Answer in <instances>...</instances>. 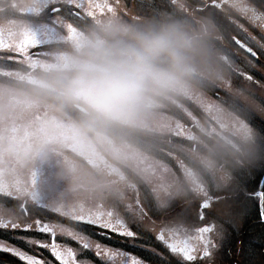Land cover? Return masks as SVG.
<instances>
[{
    "label": "flooded vegetation",
    "instance_id": "flooded-vegetation-1",
    "mask_svg": "<svg viewBox=\"0 0 264 264\" xmlns=\"http://www.w3.org/2000/svg\"><path fill=\"white\" fill-rule=\"evenodd\" d=\"M108 8L116 9L115 18L121 17L129 25L178 22L199 37L203 34L197 30L198 23H213L217 32L208 39L217 40L221 49H202L207 64H199L196 76L180 91L159 98L136 119L96 123L83 131L88 119L83 110L60 106L55 95L59 84L73 74L74 62L86 43L103 28V11ZM252 21L257 33H231L230 23L237 29ZM235 39L252 47L256 57ZM260 45H264V0H0V223L8 225L0 227V245L35 255L48 264L60 262L49 249L26 241H54L61 251L70 247L78 264H104L105 255H95L97 244L109 250V264H131L133 259L144 264H187L182 254L172 253L157 239L163 230L164 234L174 233L170 239L165 236L168 243H187L196 249V242H183L176 236L179 230L187 231L185 226L168 224L165 218L163 222L150 219L145 208L149 199L165 193L166 166L162 164L171 167L170 163L158 161V177H153L154 173L150 176L145 171L143 161L126 166L107 154L124 148L140 153L153 141V148L167 155L181 152L182 146L194 150L199 136L230 142L232 136L260 133L264 120L243 119L230 91L238 83L256 86L264 81ZM172 137L177 145L174 150L169 147ZM222 151L229 153L225 146ZM54 153L75 154L84 176L75 181L46 176L44 170L52 164L50 154ZM119 165L125 167L120 174ZM125 197L126 201L136 199L139 212L120 204ZM72 200L82 202L81 214L73 213L76 203ZM98 219L113 223L121 219L135 236L86 222ZM37 220L54 227L57 234L36 231ZM25 223L32 229L10 227ZM206 226L213 228V221ZM66 233H77L91 247L85 249ZM0 264L24 262L0 249Z\"/></svg>",
    "mask_w": 264,
    "mask_h": 264
},
{
    "label": "rangeland",
    "instance_id": "rangeland-1",
    "mask_svg": "<svg viewBox=\"0 0 264 264\" xmlns=\"http://www.w3.org/2000/svg\"><path fill=\"white\" fill-rule=\"evenodd\" d=\"M113 11L114 10L111 8L105 9L103 11V27L107 26L112 21L126 23L123 19H121V17L120 19L115 18L117 10L115 9V11ZM123 11L125 10L123 9ZM253 25H256L254 21H252V23L250 24L237 25L238 28L236 27L237 29H233L235 25L230 23L229 28H231V33H235L238 30L242 35H253L258 32L256 28L253 27ZM215 27L216 26L213 23H208L207 21L205 24H202L200 22L198 23L197 30L199 34H203V36L200 37L203 46L202 49H221L220 43L217 40L208 39V37L210 36H215V33L217 32ZM187 31L190 32V29L188 28ZM231 48H234V45L231 44ZM205 58V53H203V59L200 64H207V58ZM230 91L231 101L236 106H239L238 112L241 113L240 115H242L243 119L252 121L251 118L255 119L257 117H260L264 120V81L256 86L249 85L248 83L246 84L245 82L238 83L236 86H232ZM211 106H215L216 108L219 107V105L216 103H211ZM232 118L233 116H231L230 119ZM236 120H238V118H236ZM259 126L260 128H264V122ZM260 131V133L254 132L252 134H244L240 138L231 137L232 141H235L233 145H230L231 143L229 144L228 141L222 142L217 137H214V141L213 139L199 136L197 141L198 145L194 148V150L182 146L181 152L177 149L179 151L178 153H170L176 154L175 159L169 157L164 153L157 152L152 146L154 144L153 141L150 142L151 146L149 145L148 149L145 148L144 151L140 153L132 151V149L124 148L122 151H119V153H108L107 155L116 156V158H118L117 160L120 163L125 164L126 166H129V164L131 163H134L135 166L137 165L136 161H143L145 171L147 170L150 176H153L154 173L153 177H158L157 171L159 170V168H157V170L155 169L158 161L161 160V162L170 163L171 167H168L166 164L161 163L163 166H166V169L164 170L166 190L164 194H161L160 196L156 195V199L151 198L148 200V204L150 206L149 214L150 219H156L163 222L165 218V221H167L168 224H178L179 222L183 223L187 231L179 230L181 232L176 236H178L179 239L183 242L195 241L197 243V248L195 249L196 253L194 255L197 259L194 262H184H186L187 264H233L235 261H241L240 264H264V258H262L264 252H262L261 254L257 253L256 257H246V253H244V251H241L240 247L237 246V244L240 243H238V241H241L239 240L240 233H238V230L240 232L242 230V227L244 228V218L246 217L245 221L249 222L247 219L249 218L250 220L251 216H253V213L250 209H245L244 212H241V214H243L242 220L240 214L237 212V221L239 224L238 226H236L237 228H234L230 224V222L227 221L230 211H228L227 208L229 207L226 206V204L229 197H231L228 193V191H230L229 189L231 188V185H228L229 182L227 184V180L231 179V173L229 172L230 170L227 165L223 166V164L220 163L216 164L209 161L208 159V156L213 157L216 160H218L217 156L219 158H222L221 151L223 146L230 150V152L228 151L229 153H226V164H229L230 162V155H233L236 152H243L244 150L251 151L254 145L253 142L259 145V149H263L264 130L261 129ZM171 139L172 140H170L171 144L169 147L170 150L172 147L174 150L177 146L175 145L176 141L173 139V137ZM143 145L146 146V144L144 143ZM236 148L240 149V151H235ZM50 155V159L53 160L52 164L49 165V169L44 170V174H47L46 176H48L49 174V176H52L54 178L67 177L71 181L79 180L84 176V168L81 166V162L75 154L70 153L69 156L67 154L64 155L62 153H54ZM176 158H179V160L181 159L184 163H186L185 166L183 163H179ZM149 164L150 168L146 169V166L149 167ZM119 166L120 174V171L124 170L125 167L123 165ZM189 171L193 174L190 175ZM191 176H196L197 178L195 180H189L188 178ZM175 179H178L180 192L178 191L179 193H177V195L175 194L177 198L174 201H170L169 198H173L172 196L176 192L175 190L171 192V190L175 188ZM204 182H206V186L204 185ZM205 187H207L208 189H206ZM200 189H203V191H201ZM205 199L208 200V205L203 208V216L205 218L203 220V217H201L199 213L202 212L200 211V204ZM252 200L256 205H258V198ZM71 202L76 203L75 207H72L75 208V211L73 213L81 214V210L83 208L82 202L76 200H72ZM119 202L120 204H123L126 209H133V213L139 212L136 199L132 198L131 201H126L125 197V199L120 200ZM223 203L225 204V209L222 212ZM212 204L214 206L216 204L217 205L214 207ZM211 205L213 206L212 209H207ZM252 210L255 213L253 208ZM73 213L71 215H73ZM156 220H154V223L157 222ZM210 220L215 222L213 224L222 226V228L224 227L223 234L220 237H216L214 235V232L201 234L200 232H198V230L197 232L191 230L193 225L197 224L198 221L200 224L204 221L209 222ZM149 224L151 225L152 222ZM214 228L215 227H213V229ZM256 232H259V230L256 229ZM237 233L238 236L236 235ZM173 234L174 233L170 234L166 232L165 236L167 239H170ZM73 235L78 236L77 233H74ZM202 235L203 237L212 239L213 243L216 245L215 248L210 249V257L201 258L199 256V252L202 250L203 246V240L201 239ZM151 256H153V253H151ZM170 261L172 262V260L168 258V263ZM104 262L105 264H109L110 252L108 255H105ZM177 263L178 262L171 264Z\"/></svg>",
    "mask_w": 264,
    "mask_h": 264
},
{
    "label": "clouds",
    "instance_id": "clouds-1",
    "mask_svg": "<svg viewBox=\"0 0 264 264\" xmlns=\"http://www.w3.org/2000/svg\"><path fill=\"white\" fill-rule=\"evenodd\" d=\"M202 42L178 22L138 27L112 21L94 34L55 99L79 107L96 123L130 122L196 76Z\"/></svg>",
    "mask_w": 264,
    "mask_h": 264
},
{
    "label": "snow or ice",
    "instance_id": "snow-or-ice-1",
    "mask_svg": "<svg viewBox=\"0 0 264 264\" xmlns=\"http://www.w3.org/2000/svg\"><path fill=\"white\" fill-rule=\"evenodd\" d=\"M54 11H55V9H54ZM234 42L239 47L243 48L252 57H256L257 53L253 50L252 47H249L247 44L243 43L239 39H235ZM260 47L262 49H264V45H260ZM244 76L248 79H252V76L249 75L247 72L244 73ZM257 166H259L262 170H264V159H259L257 162H255L254 164H252L248 168L241 169L240 171H238L236 174V178L237 177L243 178V177L248 176L249 174L255 172ZM236 178L233 180L232 183L234 184L235 189L238 192L240 197H242L244 200L258 198V201L260 204L259 217H260L261 221H264V185H260L261 190L249 193L246 191L245 185L242 182V179L237 180ZM200 190L203 191V189H200ZM207 205H208V200L205 199L200 204V208L203 209ZM167 208H165V209H167ZM200 215H201V217H203V212H201ZM86 222L98 225V226L103 227L105 229L113 230V231L117 232L118 234H121V235H124L127 237H134L135 236V233L133 231L129 230V228H127L125 226L124 222L121 219H116L114 223L111 221V219H108V220L98 219L96 221H86ZM0 227H8V225L0 223ZM10 227L12 229H17V228L22 227L23 230H25V231L32 229V225H30L28 223H25L22 225L21 224H10ZM35 230L41 231V232L46 233V234H52L53 236H55L57 234V230L54 227H50L48 223L41 224V222L39 220L36 221ZM59 232L61 234H64L61 231H59ZM169 232H171L170 229H169ZM198 232H200L201 234L214 232V235L216 237H220L223 234V228H222V226H219V225H217L214 229L211 226H205V227L199 228ZM66 234H67V236L77 240L78 242H82L83 247L85 249H88L91 247V245L88 244L87 242H83V237L73 235L71 233H66ZM157 239L162 241V242H165L166 247H168L172 253L182 254L185 261L194 262L196 260V256H194L192 254L194 249L191 246H189L187 243L183 244V246H178L176 243H168L166 241L165 234H164L163 230H161L160 234L157 236ZM201 239L203 240V246H202V250L199 252V256L201 258L210 257V255H211L210 249L215 248L216 245L213 243L212 239L203 237V235L201 236ZM26 243H35L39 247L49 249L51 254L55 257V259L57 261L60 262V264H78V261L74 258L75 254H74L72 248H70V247L65 248L63 251H61L59 246L54 241L51 244H48V243H43L40 240H35V241L28 240V241H26ZM0 249L6 250V251L16 255L17 257H19L24 262V264H48V262L46 260L38 259L37 256H35V255H29L23 251H19V250L15 249V248H11V247L5 248L4 245H0ZM108 254H109V250L107 248L101 249L100 245H98V244L96 245V252H95L96 256L99 257L101 255H108ZM119 254L120 253H112L113 256L119 255ZM156 255H160V253H156ZM80 264H84V262H80ZM131 264H144V262L141 260H138V259H133Z\"/></svg>",
    "mask_w": 264,
    "mask_h": 264
},
{
    "label": "trees",
    "instance_id": "trees-1",
    "mask_svg": "<svg viewBox=\"0 0 264 264\" xmlns=\"http://www.w3.org/2000/svg\"><path fill=\"white\" fill-rule=\"evenodd\" d=\"M235 33L239 35L238 32ZM253 144L254 145L251 151L244 150L243 152H236L235 154L230 155V162L227 166L229 167L230 170L229 172L231 173L230 174L231 180L228 181L229 184L227 183L228 185H231V188L229 189L230 191H228L231 197H229L226 204V206L229 207L226 208L228 209V211H230L227 221L230 222V224L234 226V228H236V226L239 225L237 221L238 213L240 214L242 220H243V214H241V212H244L245 209H250L251 212L253 213L251 219L250 220L249 218L247 219L249 222L245 221L246 217L244 218L243 223L245 226L244 228L242 227V230L240 232L238 230V233H240L241 236V237L239 236V240L241 241H238V243L239 242L240 243L237 244V246L240 247L241 251H244V253H246L245 255L246 257H251V256L256 257L257 253L261 254L262 252H264V222L261 221L260 218L258 217V213L260 211L259 202L258 205H256L252 199L244 200L242 197H240L235 189L234 184L232 183L233 182L232 179L234 180L236 178L237 172L240 171L241 169L248 168L249 166L257 162L259 159H264V151H263L264 148L259 149L258 144H256L255 142H253ZM263 174H264V170H262L259 166H257L255 172L249 174L246 177L243 178L237 177L236 179L237 180L242 179L246 191L252 193L261 190L260 185H264ZM261 180H263L262 184H261ZM224 205L225 204L223 203L222 212L225 209ZM252 208L254 209L255 213L253 212ZM202 219L204 220L205 218ZM203 223H205V221L200 224ZM200 224L198 221L197 224L194 225V227L200 226ZM256 229H258L259 232H256ZM238 233L236 234L237 236ZM262 258H264V255ZM240 263L241 261L238 262L235 261L233 264H240Z\"/></svg>",
    "mask_w": 264,
    "mask_h": 264
},
{
    "label": "water",
    "instance_id": "water-1",
    "mask_svg": "<svg viewBox=\"0 0 264 264\" xmlns=\"http://www.w3.org/2000/svg\"><path fill=\"white\" fill-rule=\"evenodd\" d=\"M263 179H264V176H263Z\"/></svg>",
    "mask_w": 264,
    "mask_h": 264
}]
</instances>
